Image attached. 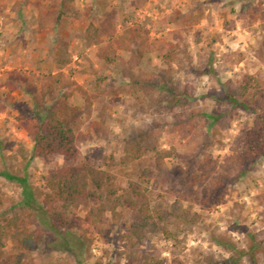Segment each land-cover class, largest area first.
Wrapping results in <instances>:
<instances>
[{
	"label": "rangeland",
	"instance_id": "obj_1",
	"mask_svg": "<svg viewBox=\"0 0 264 264\" xmlns=\"http://www.w3.org/2000/svg\"><path fill=\"white\" fill-rule=\"evenodd\" d=\"M60 1L0 0V171L26 174L40 204L51 169L106 165L120 187L127 178L118 169L133 179L151 169V206L178 202L191 224L176 240L151 227L142 254L160 264H197L205 255L219 261L230 255L220 246L228 241L243 251L258 245L256 264H264V157L241 154L254 114L208 96L222 94L223 83H242L245 75L257 79L264 93V58L257 53L264 42V0ZM89 24L102 30L97 44L84 34ZM58 47L66 50L67 65L55 64ZM168 54L173 59H165ZM164 82L172 91L190 92L191 108H171L170 95L155 86ZM35 103L79 109L73 117L78 163L34 155L27 127H37ZM256 110L264 113L263 98ZM205 114L218 119L210 124ZM148 130L160 149L171 151L159 169L147 156L127 160L128 146ZM19 201L20 188L0 178V221L20 216V229L43 234L29 254L32 264H125L117 252L130 209L108 204L99 233L79 207L65 232L55 235ZM47 215L38 219L48 222ZM13 253L7 242L5 254ZM240 264L250 262L241 258Z\"/></svg>",
	"mask_w": 264,
	"mask_h": 264
},
{
	"label": "trees",
	"instance_id": "obj_2",
	"mask_svg": "<svg viewBox=\"0 0 264 264\" xmlns=\"http://www.w3.org/2000/svg\"><path fill=\"white\" fill-rule=\"evenodd\" d=\"M67 1L71 0H61L60 6H65ZM59 12L62 14L65 11L59 10ZM127 32L131 33L130 30ZM132 32L135 33L136 37L140 36L139 30ZM84 34L97 44L99 35H102V30L100 27L89 24ZM118 40L122 39L119 38ZM122 48L119 46V49ZM128 48L124 47L126 51L129 50ZM257 53L260 59L264 58V42L261 43ZM170 54L164 58L173 59ZM137 55L141 57L142 52L137 50ZM138 57L136 61H138ZM69 61L66 50L58 47L55 64L64 66ZM155 86H158L159 92L164 91L170 95L169 105L171 108H191L193 96L187 90L172 91L166 82L158 83ZM221 88L222 94L213 95L210 93L208 94L209 98L218 103H230L254 114L252 125L241 140V154L248 160L264 157V113H257L256 110L257 107L261 106L262 98L264 99L259 81L245 75L242 83L238 85L223 83ZM77 111H79L77 107L73 109L65 107L62 111H57L41 106L40 103H35L33 115L37 120V127H27L33 139L35 156L41 159L59 156L74 163L79 162L81 153L77 145V130L73 121ZM204 117L210 124H214L218 119L214 114H205ZM178 123L180 127H188V123L185 124L184 121H178ZM128 149L132 152L127 159L128 161H137L147 156L152 160L156 169L161 168L164 159L171 156V151L159 148L156 137L151 130L143 132L128 146ZM123 164L120 162V166ZM118 173L127 178L124 187L116 184L119 179L118 175L107 169L106 165L94 167L81 162L61 170L51 169L45 177V193L43 202L40 204L34 197L26 174L20 175L4 170L0 171V178L16 184L20 188L19 207L22 210H30L37 218V222L55 235L65 232L79 207L86 209L87 223L99 233L103 232L99 224L104 221L108 204L121 205L130 209L131 221L126 232L119 237L122 249L117 252V257H123L125 264H160L155 257L141 253V247L150 228L155 227L166 240H176L178 235L184 233L190 226L191 218L178 202H174L166 209H155L151 206L147 186L154 173L153 170L143 169L137 179L131 178L132 176L122 169H118ZM42 205L48 210L45 211ZM42 214H48L49 223L38 219ZM19 220H21L20 216L14 215L9 219L0 221V264H32L29 254L37 250L43 241V234L39 228L33 230L20 229L18 227ZM7 242L12 244L16 253L5 254ZM64 242H66L64 246L70 249L67 240ZM218 244L220 243L218 242ZM220 246L230 254L229 257L216 261L212 256L205 255L203 261L197 264H240L241 258H248L250 264H256L257 254L260 251L258 245H250L248 251L238 250L228 241L221 243Z\"/></svg>",
	"mask_w": 264,
	"mask_h": 264
}]
</instances>
